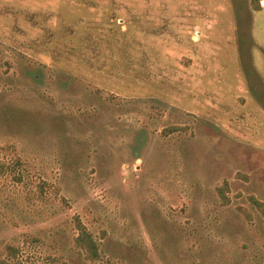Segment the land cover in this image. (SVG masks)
Segmentation results:
<instances>
[{
	"label": "rangeland",
	"instance_id": "374dc122",
	"mask_svg": "<svg viewBox=\"0 0 264 264\" xmlns=\"http://www.w3.org/2000/svg\"><path fill=\"white\" fill-rule=\"evenodd\" d=\"M0 162V259L264 264V0H0Z\"/></svg>",
	"mask_w": 264,
	"mask_h": 264
},
{
	"label": "trees",
	"instance_id": "16d2710c",
	"mask_svg": "<svg viewBox=\"0 0 264 264\" xmlns=\"http://www.w3.org/2000/svg\"><path fill=\"white\" fill-rule=\"evenodd\" d=\"M255 9L260 10L259 3L257 4ZM8 169L9 168L6 166V164L0 162V175L7 172ZM18 177L20 176L18 175ZM16 179L20 180V178H17V177ZM224 190H225V186H223L222 188H219L220 197L223 199L225 198ZM251 202L255 206L257 211L264 218V202L256 200L254 198L252 199ZM77 230H78V234L75 238L76 247H78L84 252L85 257L88 260L90 261L98 260L100 258V250H99V244L97 243V241L94 239L92 234L80 223V221L77 222ZM9 250H10V253H12V255L16 254V250L14 248L9 247ZM0 264H13V263L9 262V260L7 259H0ZM62 264H66V263L63 262Z\"/></svg>",
	"mask_w": 264,
	"mask_h": 264
}]
</instances>
